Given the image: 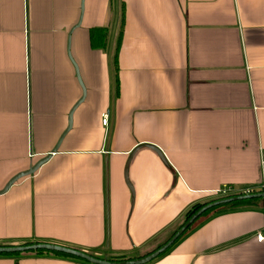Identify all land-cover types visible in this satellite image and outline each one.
<instances>
[{
    "label": "crops",
    "instance_id": "0c3cea01",
    "mask_svg": "<svg viewBox=\"0 0 264 264\" xmlns=\"http://www.w3.org/2000/svg\"><path fill=\"white\" fill-rule=\"evenodd\" d=\"M80 5L0 0V189L68 127L75 66L85 87L57 151L0 194V245L140 257L217 189L262 182L264 0H83L74 27ZM93 27L108 29L105 49L91 48ZM259 232L264 209L220 211L147 264H264ZM36 253L0 264H92Z\"/></svg>",
    "mask_w": 264,
    "mask_h": 264
},
{
    "label": "water",
    "instance_id": "95a60500",
    "mask_svg": "<svg viewBox=\"0 0 264 264\" xmlns=\"http://www.w3.org/2000/svg\"><path fill=\"white\" fill-rule=\"evenodd\" d=\"M82 12H83V0H81V5H80V15L77 23L75 24L74 27L79 26L82 18ZM75 71H76V77L77 80L82 88V95L81 97L77 100V102L73 105L71 108L70 114H69V121H68V127L66 130L63 132L62 136L59 138L56 146L53 148L51 152L46 154L45 156L41 157L38 159L34 164L29 166L26 170L20 171L16 173L14 176H12L7 183L4 185L2 189H0V194L5 193L9 187L15 183L19 178L28 176L33 174L34 172L37 171V169L45 163L51 155L57 151L58 145L63 137V135L66 133L71 128L72 125V113L74 109L81 103L85 97V87L83 85V82L81 80V77L79 75V71L77 67L75 66ZM144 146H148L155 150L157 153L161 155L160 150L151 144H143ZM134 151V150H133ZM133 151L130 153L129 157H131ZM260 197L264 199V193L263 192H254V193H247V194H236V195H231V196H226V197H221V198H216L214 200L206 202L204 205H202L195 213H193L179 228L175 230V232L164 242L162 243L159 247L156 249L152 250L151 252L142 255L140 257L132 258V259H124V260H108L106 258H99L95 255L89 254L85 251L64 246L61 244H56V243H50V242H35L31 244H18V245H0V254H18V253H23V252H29V251H37V250H45V251H50V252H56V253H63L66 255H70L75 258H79L81 260H85L89 263L92 264H147L151 262L153 259L157 258L160 254H162L165 250H167L175 241L176 239L183 234V232L200 216L202 215L205 211L218 206L222 204H226L229 202L237 201V200H244V199H250V198H256Z\"/></svg>",
    "mask_w": 264,
    "mask_h": 264
},
{
    "label": "trees",
    "instance_id": "16d2710c",
    "mask_svg": "<svg viewBox=\"0 0 264 264\" xmlns=\"http://www.w3.org/2000/svg\"><path fill=\"white\" fill-rule=\"evenodd\" d=\"M123 27H124V11L122 9V12H121V21H120V27H119V32H118L117 40H116V45H115L114 52L112 53L111 59H110V62H111V74H112V84H113V95L114 96H117L119 94L118 52H119L120 45H121V39H122V34H123ZM89 36H90V45H91V48H93V49H105L107 47L108 29L106 27H93V28H91L89 30ZM255 192H257V191H255ZM236 194H242V193L232 192V193H229V194H225V195H221V196L215 197V198H213L211 200H214L216 198H221V197L236 195ZM211 200H209V201H211ZM205 203L206 202H204V203H200L199 202V203L193 204L185 212V214H184V221L178 226V228L193 213H195ZM240 208L241 209H244V208L264 209V199L263 198H260V197H256V198H250V199H244V200H237V201L229 202V203H226V204L218 205V206H215V207H213V208L205 211L197 219H199L201 216H203V217H205V220H206L210 216H212L213 214H216V213H218L220 211L230 210V209H240ZM197 219L183 232L182 235H180L176 239V241L167 250H165L162 254H160L157 258L153 259L152 261H154V260L162 257L163 255L167 254L177 244L178 241H180L186 234H188L192 230L191 226L197 221ZM203 221L204 220H201L200 223H202ZM174 232L175 231H173L171 233V235ZM35 242H44V241H27V242H24L23 244H31V243H35ZM44 251L45 250H37L36 251L37 252L36 254H41ZM52 253H55V254H58V255H61V256H70V255H66V254H63V253H56V252H52ZM0 255H2V256H11V255H14V254H0ZM70 257H72V256H70ZM132 258H136V257H125L123 255H120V256H112V257L107 258V259L108 260L117 261V260L132 259Z\"/></svg>",
    "mask_w": 264,
    "mask_h": 264
},
{
    "label": "built area",
    "instance_id": "2783aa9c",
    "mask_svg": "<svg viewBox=\"0 0 264 264\" xmlns=\"http://www.w3.org/2000/svg\"><path fill=\"white\" fill-rule=\"evenodd\" d=\"M107 120H108V114H105L102 118V124L106 125ZM260 164H261L262 182H261L260 186L258 187V189L246 188L244 190H240L237 192L242 193V194L253 193L255 191L264 193V150L261 151V163ZM232 192H236V190H233L232 187H229V186H225V187L217 189L215 191V193L218 195H225V194H229ZM256 239L258 241H263L264 240V233H262V232L257 233Z\"/></svg>",
    "mask_w": 264,
    "mask_h": 264
},
{
    "label": "rangeland",
    "instance_id": "374dc122",
    "mask_svg": "<svg viewBox=\"0 0 264 264\" xmlns=\"http://www.w3.org/2000/svg\"><path fill=\"white\" fill-rule=\"evenodd\" d=\"M113 49H114V47H113ZM112 53H113V50H112ZM201 220H205V217H203V216H201L199 219H197V221L191 226V228L193 229V228H195L196 226H198V224L200 223V221ZM184 221V218H183V220L181 221V222H183ZM180 222V223H181ZM180 225V224H179ZM166 240V239H165ZM164 240V241H165ZM164 241H162V242H164ZM162 242H160V243H162ZM159 243V244H160Z\"/></svg>",
    "mask_w": 264,
    "mask_h": 264
}]
</instances>
